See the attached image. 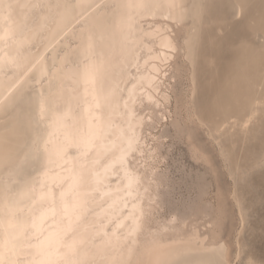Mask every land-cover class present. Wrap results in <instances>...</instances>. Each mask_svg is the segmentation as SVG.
<instances>
[{
    "label": "bare ground",
    "instance_id": "bare-ground-1",
    "mask_svg": "<svg viewBox=\"0 0 264 264\" xmlns=\"http://www.w3.org/2000/svg\"><path fill=\"white\" fill-rule=\"evenodd\" d=\"M197 2L3 0L0 264H202L222 257L225 244H211L199 229L150 225L159 184L149 159L158 148L143 137L148 120L139 108L169 99L166 91L158 97L163 67L177 49L168 21L198 17ZM129 3L144 7L119 6ZM145 18L154 21L145 25ZM21 80L29 85L28 108L18 103ZM41 93L43 119L29 127ZM6 118H19L22 133L7 130ZM74 237L81 243L73 256L66 245Z\"/></svg>",
    "mask_w": 264,
    "mask_h": 264
},
{
    "label": "rangeland",
    "instance_id": "rangeland-1",
    "mask_svg": "<svg viewBox=\"0 0 264 264\" xmlns=\"http://www.w3.org/2000/svg\"><path fill=\"white\" fill-rule=\"evenodd\" d=\"M197 6L198 17L168 21L177 49L158 97L166 91L169 99L139 108L148 120L143 137L158 148L149 159L159 184L150 225L196 228L225 244L222 257L202 264H264V0ZM3 124L23 131L19 118Z\"/></svg>",
    "mask_w": 264,
    "mask_h": 264
},
{
    "label": "snow or ice",
    "instance_id": "snow-or-ice-1",
    "mask_svg": "<svg viewBox=\"0 0 264 264\" xmlns=\"http://www.w3.org/2000/svg\"><path fill=\"white\" fill-rule=\"evenodd\" d=\"M100 5H96V7H99ZM119 6H123V7H136V8H143L144 5L142 3H136V4H126V5H119ZM5 4L3 3V0H0V9L4 8ZM168 8L172 9V8H182V6L178 3H169L167 5ZM180 17H177V19H179ZM170 46V45H168ZM28 82L21 80L20 84H19V92H18V103L21 106V108H28L30 107L31 101L30 98L28 96V94H26V89L28 88ZM44 112H45V98L43 96V94L41 93L39 96V100H38V112L36 114L35 117L31 118L30 120L27 121V124L29 127H31L33 124L38 125L39 122L43 119L44 116ZM7 131V130H6ZM4 147H5V151L7 152L8 148L10 147L8 140H7V136L5 137L4 140ZM75 181H74V185H75ZM76 197H78V193L75 194ZM80 206V201L77 198L76 202L73 204V210H75L76 208H78ZM81 243L80 240L76 239L75 237L71 240L70 243H68L66 246L68 248V253L71 255H75L77 250H78V246ZM66 264H93V262L87 260V259H69L66 261ZM117 264H137V262L135 261H131V260H121L118 261ZM139 264H143V262H139ZM248 264H253L252 261H249Z\"/></svg>",
    "mask_w": 264,
    "mask_h": 264
}]
</instances>
